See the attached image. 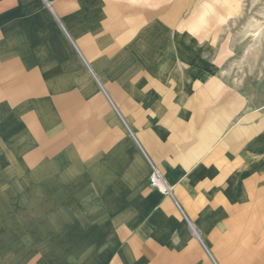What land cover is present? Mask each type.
Returning <instances> with one entry per match:
<instances>
[{
	"label": "crops",
	"instance_id": "crops-1",
	"mask_svg": "<svg viewBox=\"0 0 264 264\" xmlns=\"http://www.w3.org/2000/svg\"><path fill=\"white\" fill-rule=\"evenodd\" d=\"M239 5L0 0V264H264Z\"/></svg>",
	"mask_w": 264,
	"mask_h": 264
},
{
	"label": "rangeland",
	"instance_id": "rangeland-1",
	"mask_svg": "<svg viewBox=\"0 0 264 264\" xmlns=\"http://www.w3.org/2000/svg\"><path fill=\"white\" fill-rule=\"evenodd\" d=\"M239 20L227 27L224 38L230 50L225 68L234 77L248 79L247 87L264 94V0H240ZM229 33V32H228ZM228 37V38H227Z\"/></svg>",
	"mask_w": 264,
	"mask_h": 264
},
{
	"label": "built area",
	"instance_id": "built-area-1",
	"mask_svg": "<svg viewBox=\"0 0 264 264\" xmlns=\"http://www.w3.org/2000/svg\"><path fill=\"white\" fill-rule=\"evenodd\" d=\"M149 185L151 187H156L162 191H166L164 179H163L160 171L153 165H151V173L149 176Z\"/></svg>",
	"mask_w": 264,
	"mask_h": 264
}]
</instances>
